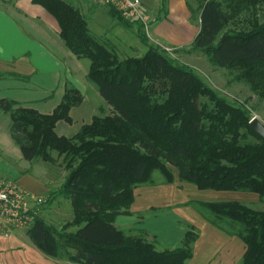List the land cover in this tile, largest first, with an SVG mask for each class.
Here are the masks:
<instances>
[{"label":"trees","instance_id":"16d2710c","mask_svg":"<svg viewBox=\"0 0 264 264\" xmlns=\"http://www.w3.org/2000/svg\"><path fill=\"white\" fill-rule=\"evenodd\" d=\"M234 1L249 5L261 0ZM33 2L58 22L68 49L90 61L88 80L112 108L65 137L56 126L72 122V108L83 102L77 88L67 89L51 114L15 100L0 101L25 160L53 164L57 154L68 171L46 204L58 196L71 201L72 221L59 230L39 215L26 230L41 252L76 264H187L199 237L194 227L181 247L161 251L142 234L128 235L115 225L120 215L130 214L135 189L155 183V171L168 184L175 181V168L181 181L201 190L249 192L264 202V138L252 128L247 109L220 96L193 68L152 44L142 23L125 20L116 9L109 7L114 18L129 28L138 26L147 47L142 56L121 59L90 30L80 9L65 0ZM230 17L219 0H202L192 48L207 53L217 67L237 70L239 80L264 98V24L223 35ZM249 136L256 141H247ZM199 205L210 213L213 225L244 241L242 264H264V210L238 201Z\"/></svg>","mask_w":264,"mask_h":264},{"label":"crops","instance_id":"0c3cea01","mask_svg":"<svg viewBox=\"0 0 264 264\" xmlns=\"http://www.w3.org/2000/svg\"><path fill=\"white\" fill-rule=\"evenodd\" d=\"M190 1L167 0L163 5L161 0H143V12L148 22L144 31L152 44L185 48L193 43L200 31L201 20L199 16L195 27L192 26ZM79 5L84 6L82 9L90 8L86 3ZM154 24L159 25L152 32ZM89 68L85 59L78 58L65 45L58 22L43 6L33 0H0V74H3L0 101L15 100L43 114H51L66 90L75 87L83 95V102L72 108L71 123L62 120L56 126L59 136L73 137L83 125L91 123L103 107L112 112L96 86L88 80ZM10 124V115L0 109V179H11L30 192L48 195L51 187L56 186L48 167L44 168L45 178L41 182L32 178L34 169L39 168L38 161L25 160L11 136ZM175 176L173 183H165L163 178L157 183L137 187L130 214L120 215L116 222L119 218L129 219L121 226L133 235L142 234L157 243V249L161 251L181 247L186 233L194 227L199 237L187 264H242L246 252L244 241L213 225L209 220L210 213L199 205L230 202L233 200L230 197L240 195V191L201 190L181 181L177 172ZM30 179L36 182L32 183ZM187 191H193L195 197L186 198ZM259 198L258 195L256 200ZM163 211L181 226L175 224L179 228L162 238L157 228L162 224V218L157 215ZM146 217H150V221ZM165 221L169 222L170 217Z\"/></svg>","mask_w":264,"mask_h":264},{"label":"rangeland","instance_id":"374dc122","mask_svg":"<svg viewBox=\"0 0 264 264\" xmlns=\"http://www.w3.org/2000/svg\"><path fill=\"white\" fill-rule=\"evenodd\" d=\"M65 1L80 9L81 13L85 16L89 23L90 30L96 34L99 39L110 44L119 54L121 59L140 57L147 51V47L139 40L138 26L136 25L133 28L127 27L124 23L120 22L117 18H114L110 14L109 7L99 5L96 0ZM219 1L222 3L223 8L229 11L231 16L222 32L223 35L226 33L233 35L246 33L251 31L255 25L264 24V0L259 1L256 4L249 5H239L237 1L232 3L230 0ZM190 2L192 4L191 15L194 19L192 26L195 27L196 21L199 20L202 0H191ZM79 3L88 4L90 8L88 7L85 9L89 10L87 11L82 9L84 6H80ZM135 22L138 23L139 21ZM144 25L145 30L146 24ZM158 25L159 24H154V26L151 27V31L154 32ZM221 36H219V38ZM192 44L185 48H178L165 44L161 46L159 44L154 45L159 46L169 57L176 59L181 64H185L193 68L200 78L220 96L244 107L250 112L252 118L256 117L264 123V98L256 93L248 83L243 80H239V72L237 70L220 68L213 65L210 61L209 55L201 50L193 49ZM164 47H166L167 50H165ZM85 61L90 64L89 60L85 59ZM202 101L207 102L208 100L203 98ZM102 112L109 113L110 110L103 107ZM247 141L255 142L256 140L254 137L249 136ZM55 158L57 160L53 164L46 163L38 159L39 168L34 169V177H32L36 181L41 182V180L45 178L43 175L44 168L48 167L50 178L56 185L51 187V191H57L61 187L68 173L62 163V158H59L57 154H55ZM174 172L175 174L177 172L175 168ZM153 179L156 183L162 181V173L160 171H155ZM36 181L31 180L32 183ZM26 186L33 189L29 185ZM148 187L150 188L151 186ZM238 193L241 194L230 197L233 198L232 201L241 202L256 211L264 210V202L260 200V198L256 200V197H258L257 194L243 191ZM41 195L49 197V193L48 195H45V193H42ZM194 197L195 193L193 191L186 192V198ZM45 204H43L40 208L39 215L47 224L61 230L67 222L72 221L73 209L71 201L63 198L62 196H58L49 204ZM157 216L158 218H162V224L157 226L161 232H159L161 237L170 235L171 231L175 230V228L178 229L179 227H175V224H177V226H181V224L175 219L172 220L170 214L167 212H159ZM166 217H170L169 222L165 221ZM146 220L150 221V217H146ZM127 221H129V219L119 218L116 222V226L120 227L122 222L124 223ZM120 228H122L126 234H132L130 231H127L126 227L121 226ZM75 230V228H71V231ZM19 232H21L20 235L15 234L10 239H0V264H76L67 260L54 259L45 255L34 245L28 237L26 230ZM139 236L142 235L139 234Z\"/></svg>","mask_w":264,"mask_h":264},{"label":"built area","instance_id":"2783aa9c","mask_svg":"<svg viewBox=\"0 0 264 264\" xmlns=\"http://www.w3.org/2000/svg\"><path fill=\"white\" fill-rule=\"evenodd\" d=\"M99 5L116 9L130 22L146 24L143 0H96ZM145 26V25H144ZM46 196L28 191L11 179H0V239H10L35 223Z\"/></svg>","mask_w":264,"mask_h":264},{"label":"water","instance_id":"95a60500","mask_svg":"<svg viewBox=\"0 0 264 264\" xmlns=\"http://www.w3.org/2000/svg\"><path fill=\"white\" fill-rule=\"evenodd\" d=\"M251 126L254 129V131L264 138V123H262L258 118L254 117L251 120Z\"/></svg>","mask_w":264,"mask_h":264}]
</instances>
